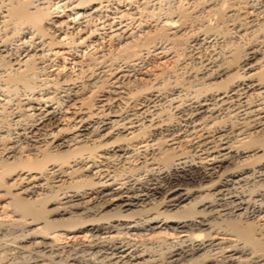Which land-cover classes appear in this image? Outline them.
Here are the masks:
<instances>
[{
	"label": "bare ground",
	"instance_id": "bare-ground-1",
	"mask_svg": "<svg viewBox=\"0 0 264 264\" xmlns=\"http://www.w3.org/2000/svg\"><path fill=\"white\" fill-rule=\"evenodd\" d=\"M224 1L207 3L214 22L191 37L200 45L221 36L219 57L195 55L201 69L183 76L196 58L177 45V74L161 70L132 90L116 81L133 68L137 47L98 94L97 77L78 88L58 71L41 78L36 47L10 60L0 44L9 70L0 95L19 96L0 132V264H264V0ZM46 2L0 0L6 38L21 33L43 44L45 29L101 4L73 0L62 18ZM172 20L162 25L171 29ZM122 100L123 113L115 109Z\"/></svg>",
	"mask_w": 264,
	"mask_h": 264
},
{
	"label": "rangeland",
	"instance_id": "rangeland-1",
	"mask_svg": "<svg viewBox=\"0 0 264 264\" xmlns=\"http://www.w3.org/2000/svg\"><path fill=\"white\" fill-rule=\"evenodd\" d=\"M45 1H47L46 3L48 5L50 4L48 7V10L51 13L56 11V12H58L57 14H59L61 17L63 15L62 18H65V14L68 11V9L70 8L69 2H72L73 0H30L31 5L33 3L39 4L40 2H45ZM95 1H97V2L101 1L100 2L101 4L99 5V7H97L96 12L89 13V15L90 14H93V15L89 16L88 14H86L87 16L84 15L85 17L82 15H78L72 19L70 17V20L67 21V23H65V22L60 23V25L61 24L62 25L61 26L59 25L57 27V29L55 30V32L51 31V30H53L52 27H48L47 29H45L44 32L46 34H44V33L42 34V36L44 35L43 36V38H44L43 44H45L46 42H48V43H46L45 45L40 43L41 44V45L39 44L40 47H39L38 43L35 42L36 38L31 37V39H29L27 36L21 35V33L17 34V35H19V37L15 36V35H13V36L9 35L10 38L7 37L8 38L7 39L6 36L8 35V33L10 31L9 24L3 26L1 24L3 22H0V29H1L0 30V44H5L4 47L7 48V49L4 48L5 50H2L1 53L6 52L5 54L7 56H5V59L10 58V60H12V58H14L16 55L20 56V55L24 54V49H23L24 47H27V48H35L36 47L37 51H39V53L36 54V56L40 57V55H41V58L37 59V57H35V55H34L33 56V58L35 57L34 61L37 60L38 63L41 62V63H43L42 66L46 67V68L43 67L44 70L41 71V74L42 73L43 74L39 77H41V78L46 77V74L52 73L53 71H54V73L56 72L57 74H59L58 72H60V74L64 73L63 75L65 76V79L67 81L69 80V82L67 83V81L64 79L65 81L63 83L70 86V87L73 86L72 88L80 87L81 85L85 84V80H89L90 78H91L90 79L91 81H95L96 77H97L98 80H100V79H103V80H100V81L97 80L95 83L96 86L94 85L91 88L92 89L94 88L92 93L96 92L98 94L100 92L99 89H101L102 85L106 83V80L104 81V78L107 79V82H108L109 81L108 79H110L109 76L111 77V73L113 74L115 71H117L116 69H118V68L122 69L123 67H124V69H127L126 63H124V62L131 61V58L134 60V61L133 60L132 61H133V68L135 67V69L133 70L132 67H130L131 69L128 67L129 69H127V70H129V71L126 72L127 73V74H125L126 77H124L125 76L124 75L122 77H119L121 79L118 78V80L116 81V84L118 83L117 86L119 85L120 87L119 86L118 87L120 89L123 87L125 91L126 90H132L133 88H136L137 86L139 87V82H141L143 84L142 81H144V83H146V81H149V79H148L149 75L152 76L151 74L159 75L161 73V75H164L165 73L162 71L166 72V70H168V69L170 70V72L175 70L174 72L176 73L178 70L175 67L178 64H176V66L173 69L174 65L172 66V64H173L172 62H175V61L172 58L173 53H170V52H171V50L173 52V49L175 50L177 45L179 46V47H177L178 50L184 49V50L189 51V49H190L191 50L190 53L193 54L192 56H195V55L199 56V57L201 56L202 60L203 59H212L210 57L216 56V54L218 52L219 53L217 56L218 57L220 56L221 51L218 48L222 47V44H221L222 37L221 36H219V37L215 36L216 39L212 38V36L211 37L208 36L203 41H200V45L198 44V42L197 43L193 42L194 44L196 43L195 45L191 42V39H192L191 37L195 34V32L196 33L199 32V31H197L198 30L197 28L201 27L200 24H202V23L204 24L205 22H209V23L214 22V16H213L212 11H210V10L206 11V9L208 8L206 5H208L210 2H213V0H109V1L108 0L107 1L95 0ZM214 1L216 2V0H214ZM231 1L232 0H228L229 3H231ZM234 1L235 0H233L232 3ZM228 2L226 0L223 2V4L224 5L228 4ZM252 2H254V1H252ZM255 4L256 5H253V7L258 9L260 7L259 2L255 3ZM59 6H60V8H59ZM180 9H182V10L185 9L184 10L185 14H184V17L179 16L180 18H178V14H179L178 10H180ZM173 14H175V15H173ZM69 16H71V15H69ZM67 17H68V15H67ZM80 17H82V18H80ZM167 17H172L173 20L178 18L177 21L174 20V22H172L173 25H172L171 29L162 25V21L164 20V18H167ZM74 19H76V20L74 21ZM71 20L74 22H71ZM59 28H61V29L59 30ZM115 28H119L120 33L118 32V34H116V33L110 34L112 29H115ZM173 28H175L177 30H175ZM167 29H168V31H167ZM46 30H48V31L46 32ZM50 31H51V33H50ZM171 31L173 33L175 32L174 35H171V34H173ZM52 32H54V34L56 35V39H52L51 43H49L51 38L50 39L48 38L49 37L48 34H52ZM27 35H29V33ZM115 35H118V36H115ZM59 37H62L61 38L62 40L64 38L65 39L63 41L60 40V42L57 43L58 42L57 38H59ZM32 38H33V40H32ZM211 38H212V40H211ZM76 39L78 40V42ZM240 39L244 40V38H240ZM240 39H238V40L240 41ZM24 40H27V41L24 42ZM73 40H74V42H73ZM216 40H217V42H216ZM152 41H153V43H152ZM207 41H208V44H207ZM23 42H24V45H23ZM145 42H146V44H145ZM212 42H214V43H212ZM134 43L138 46H136ZM141 44H144L145 47L144 46L142 47ZM154 44H155V47H158L155 50L156 51L155 54H158V55H155L154 51L152 52V50H150L151 48L154 47ZM214 44H216V45H214ZM189 45H191V47H189ZM68 46L69 47L71 46V47L69 48ZM130 46L134 47V48L137 47V49L140 50V51L137 50L138 54H135L132 56L130 55L131 58L129 55L124 56V54L126 53V50ZM148 46L151 48H149ZM185 46L187 47V49ZM193 46H194V49H193L194 52L192 51ZM171 47H173V48L171 49ZM159 48H160V50H158ZM211 48H213L216 53L212 54L213 50ZM60 50H61V52H60ZM146 50H148V51H146ZM41 51H43V52H41ZM149 52H150V54H149ZM7 53H9V55ZM210 54H211V56H210ZM179 56H181V58H182V57H184V55L183 56L182 55L176 56L177 61L180 62V60H182L183 58L181 59ZM196 56H195V58H196ZM204 56H206L207 58ZM135 57H138V58L135 59ZM125 59L127 61H125ZM201 59L199 58L198 60L201 61ZM191 60L192 61L196 60V61H193V62L189 61V64L192 66L191 67L186 66V68L180 69L181 71L180 70L179 71L181 73L183 72L182 70L186 71L188 69V71L186 73H184L185 72L184 71L183 72L184 74L183 73L181 74L180 72H178L179 74L185 76L188 72H193L192 67L195 66L196 64H198V67H196L197 65L195 66L196 69L194 67L195 71H197L198 69H201L202 66L199 65L200 62L197 60V58L191 59ZM134 64L136 66H134ZM189 64H186V65H189ZM121 66H122V68H121ZM6 67H7V64H6V66L0 65V77H1V79L4 78V76L2 78V75H5L4 73L9 71ZM163 68H165V70H163ZM170 68L173 70H171ZM3 69L6 70V72H4ZM81 69H84L83 72ZM44 71L46 74L44 73ZM80 71H81V73H79ZM2 72H3V74H2ZM130 72H132V73L130 74ZM128 73L130 74V77L128 76ZM175 73H173V74H175ZM66 74H68V75H66ZM177 77H180V76H177ZM128 79H130V80H128ZM170 79L173 80L172 77H170ZM98 82H100V83H98ZM133 82L136 83V85ZM52 83H54V84H52ZM55 83L56 82H50L51 85L50 84H48V86H47V84L45 85L49 91L51 90L50 91V92H52L51 95H53L52 89H54L56 87ZM97 84H99L98 87H97ZM126 84H128V86H131V87H128ZM76 85H79V86L76 87ZM123 88L121 90H123ZM94 95H96V94H94ZM17 97H19V96H14L13 98L11 96L12 99L9 98L8 101L7 100L5 101L4 100L5 97L0 95V120H1L0 121V128H1L0 132L4 129L3 125L6 124L5 122L7 119H5V121H3L4 118H11L13 116L12 114H15V112L17 110V106L15 104L16 103L15 100L17 99ZM111 101L112 100H109L110 104H111ZM60 103H62V104H60ZM60 103L59 104L62 106H60L58 104L59 105V106H57L58 109L56 107L57 111L61 107H62L60 109L61 111L63 109H65L64 104H66V102L65 103L60 102ZM127 107H128L127 102L125 103V101L122 100V101H120L119 105L115 109L116 110L120 109L119 110L120 112H122V111L124 112L125 109H127ZM121 109H123V110L121 111ZM3 111L5 113H2ZM4 114L5 115L7 114V115H6V117L3 118ZM2 123H3V125H2ZM13 127H15V126H12V127L10 126V128H13ZM10 130H12V129H10ZM10 132H12V131H10ZM10 135H11V133H10ZM6 233L7 232H5V234ZM8 233L6 234L7 236H8ZM7 236H4V238H6ZM1 254L3 256L2 252H1ZM1 254H0V258L2 257ZM24 258H26V257H24ZM24 258H20L21 261L19 260V258L17 260L15 258L12 260L13 262L11 264H25L27 258L26 259H24ZM22 259L25 261H23ZM2 260L3 259L1 258L0 261H2Z\"/></svg>",
	"mask_w": 264,
	"mask_h": 264
}]
</instances>
